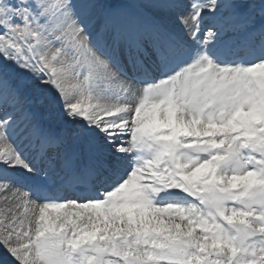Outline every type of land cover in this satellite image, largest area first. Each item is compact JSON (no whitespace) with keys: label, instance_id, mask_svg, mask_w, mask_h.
<instances>
[{"label":"snow or ice","instance_id":"snow-or-ice-1","mask_svg":"<svg viewBox=\"0 0 264 264\" xmlns=\"http://www.w3.org/2000/svg\"><path fill=\"white\" fill-rule=\"evenodd\" d=\"M0 248L264 264V0H0Z\"/></svg>","mask_w":264,"mask_h":264},{"label":"rangeland","instance_id":"rangeland-1","mask_svg":"<svg viewBox=\"0 0 264 264\" xmlns=\"http://www.w3.org/2000/svg\"><path fill=\"white\" fill-rule=\"evenodd\" d=\"M0 264H13L12 258L0 248Z\"/></svg>","mask_w":264,"mask_h":264}]
</instances>
